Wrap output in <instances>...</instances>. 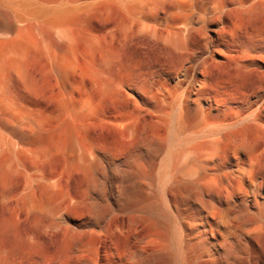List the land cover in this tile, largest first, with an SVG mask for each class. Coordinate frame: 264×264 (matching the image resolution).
<instances>
[{"label":"bare ground","instance_id":"obj_1","mask_svg":"<svg viewBox=\"0 0 264 264\" xmlns=\"http://www.w3.org/2000/svg\"><path fill=\"white\" fill-rule=\"evenodd\" d=\"M254 22L264 0H0V264H264Z\"/></svg>","mask_w":264,"mask_h":264},{"label":"rangeland","instance_id":"obj_2","mask_svg":"<svg viewBox=\"0 0 264 264\" xmlns=\"http://www.w3.org/2000/svg\"><path fill=\"white\" fill-rule=\"evenodd\" d=\"M252 26H261L264 29V23L258 25L257 22H254L252 23ZM139 60V65L141 66L144 65V63L146 64L147 62H150L149 55H143ZM106 135L107 140L111 141L117 146L121 145V138L116 130H109ZM41 169L48 178H53L52 181H54L55 185L53 188L48 189L47 191H43V197L59 198L66 192L67 189H69V186L63 175V159L60 154L51 155L50 157L45 159L41 164ZM74 188L75 185L74 183H72L71 189ZM45 249L52 250V246L47 244L44 247H37L34 250L36 254H43Z\"/></svg>","mask_w":264,"mask_h":264}]
</instances>
